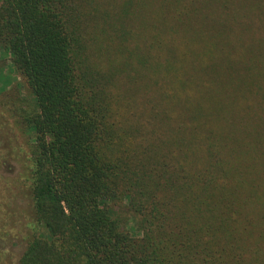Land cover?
<instances>
[{
  "label": "trees",
  "instance_id": "16d2710c",
  "mask_svg": "<svg viewBox=\"0 0 264 264\" xmlns=\"http://www.w3.org/2000/svg\"><path fill=\"white\" fill-rule=\"evenodd\" d=\"M2 52L18 264H264V0H0Z\"/></svg>",
  "mask_w": 264,
  "mask_h": 264
},
{
  "label": "rangeland",
  "instance_id": "374dc122",
  "mask_svg": "<svg viewBox=\"0 0 264 264\" xmlns=\"http://www.w3.org/2000/svg\"><path fill=\"white\" fill-rule=\"evenodd\" d=\"M2 56L3 52L0 54V57ZM19 82V75L11 70L10 64H7L6 69L0 73V90H5L6 87L13 89ZM26 97L31 100L29 96ZM25 140L14 125L13 118L0 112L1 175L9 181V184L7 183L9 192H4L5 196L8 195L6 200L9 203L6 201L5 205L12 204L8 207L10 214H4L7 212L6 206L0 207V216L4 214L5 219L0 223V264H18L27 243L26 237L32 217L30 202L26 194L21 192L20 185L17 186L14 182L23 178L25 158L30 155Z\"/></svg>",
  "mask_w": 264,
  "mask_h": 264
}]
</instances>
